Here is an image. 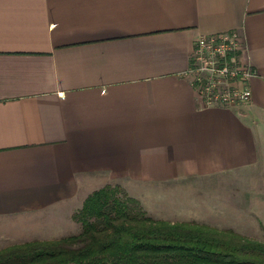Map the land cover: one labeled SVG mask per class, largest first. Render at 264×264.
<instances>
[{
    "label": "crops",
    "instance_id": "0c3cea01",
    "mask_svg": "<svg viewBox=\"0 0 264 264\" xmlns=\"http://www.w3.org/2000/svg\"><path fill=\"white\" fill-rule=\"evenodd\" d=\"M228 31L251 98L205 106L184 73L200 36ZM263 164L264 0H0V224L47 220L1 229L0 249L78 234L104 186L186 222L179 183Z\"/></svg>",
    "mask_w": 264,
    "mask_h": 264
},
{
    "label": "trees",
    "instance_id": "16d2710c",
    "mask_svg": "<svg viewBox=\"0 0 264 264\" xmlns=\"http://www.w3.org/2000/svg\"><path fill=\"white\" fill-rule=\"evenodd\" d=\"M78 234L0 249V264H264V243L195 222L155 220L118 186L89 194Z\"/></svg>",
    "mask_w": 264,
    "mask_h": 264
},
{
    "label": "rangeland",
    "instance_id": "374dc122",
    "mask_svg": "<svg viewBox=\"0 0 264 264\" xmlns=\"http://www.w3.org/2000/svg\"><path fill=\"white\" fill-rule=\"evenodd\" d=\"M178 186L180 192L176 191L171 196L184 203L186 210L183 212L187 216H180L177 220L205 224L220 230L230 229L264 243V226L261 224L264 216V164L247 172L186 179ZM80 208L73 211V220ZM20 218L1 222L5 225L0 224V231L3 228L8 231L24 229L29 225L31 228L36 226V230L47 224V220L38 222L32 217H25L27 220ZM7 234L1 237H11L9 232Z\"/></svg>",
    "mask_w": 264,
    "mask_h": 264
},
{
    "label": "built area",
    "instance_id": "2783aa9c",
    "mask_svg": "<svg viewBox=\"0 0 264 264\" xmlns=\"http://www.w3.org/2000/svg\"><path fill=\"white\" fill-rule=\"evenodd\" d=\"M240 37L235 31L200 36L184 73L205 106L245 104L251 98L250 79L256 76L239 60Z\"/></svg>",
    "mask_w": 264,
    "mask_h": 264
}]
</instances>
